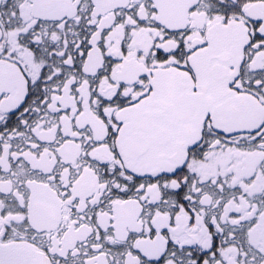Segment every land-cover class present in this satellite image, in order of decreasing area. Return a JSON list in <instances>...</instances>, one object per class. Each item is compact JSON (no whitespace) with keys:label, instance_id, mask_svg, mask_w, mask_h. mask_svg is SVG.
<instances>
[{"label":"snow or ice","instance_id":"1","mask_svg":"<svg viewBox=\"0 0 264 264\" xmlns=\"http://www.w3.org/2000/svg\"><path fill=\"white\" fill-rule=\"evenodd\" d=\"M0 264H264V0H0Z\"/></svg>","mask_w":264,"mask_h":264}]
</instances>
